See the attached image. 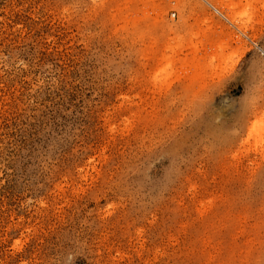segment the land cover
<instances>
[{
  "label": "rangeland",
  "instance_id": "obj_1",
  "mask_svg": "<svg viewBox=\"0 0 264 264\" xmlns=\"http://www.w3.org/2000/svg\"><path fill=\"white\" fill-rule=\"evenodd\" d=\"M0 264H264V0H0Z\"/></svg>",
  "mask_w": 264,
  "mask_h": 264
},
{
  "label": "bare ground",
  "instance_id": "obj_2",
  "mask_svg": "<svg viewBox=\"0 0 264 264\" xmlns=\"http://www.w3.org/2000/svg\"><path fill=\"white\" fill-rule=\"evenodd\" d=\"M172 50V49H171ZM171 53V52H170ZM167 57H169V56H167ZM167 57H165L166 58V60H167V62H165V67L164 68H162L161 70H160V72L157 74V75H159V74H161V73H163V72H166L168 69H171L172 68V62L170 61V59H168ZM211 61H214V60H212L211 59ZM216 62V61H215ZM219 66V65H218Z\"/></svg>",
  "mask_w": 264,
  "mask_h": 264
}]
</instances>
